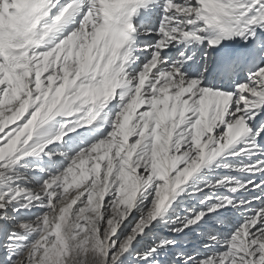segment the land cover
<instances>
[{"label": "snow or ice", "instance_id": "1", "mask_svg": "<svg viewBox=\"0 0 264 264\" xmlns=\"http://www.w3.org/2000/svg\"><path fill=\"white\" fill-rule=\"evenodd\" d=\"M0 264H264V0H0Z\"/></svg>", "mask_w": 264, "mask_h": 264}]
</instances>
